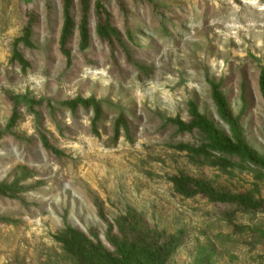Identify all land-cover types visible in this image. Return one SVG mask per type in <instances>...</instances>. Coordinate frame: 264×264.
I'll return each mask as SVG.
<instances>
[{
    "label": "rangeland",
    "instance_id": "374dc122",
    "mask_svg": "<svg viewBox=\"0 0 264 264\" xmlns=\"http://www.w3.org/2000/svg\"><path fill=\"white\" fill-rule=\"evenodd\" d=\"M96 3L0 0V264H264V0Z\"/></svg>",
    "mask_w": 264,
    "mask_h": 264
},
{
    "label": "trees",
    "instance_id": "16d2710c",
    "mask_svg": "<svg viewBox=\"0 0 264 264\" xmlns=\"http://www.w3.org/2000/svg\"><path fill=\"white\" fill-rule=\"evenodd\" d=\"M25 3L28 2V0H23ZM68 1V0H67ZM104 0H97V3H96V7L97 8H101L102 6V2ZM26 16L28 17V24H31L32 21H33V15L27 11L26 12ZM68 16V15H67ZM260 91H261V95H262V98L264 100V81H261L260 83ZM215 103H216V106H217V109H218V112L220 114V117L233 129L234 131V138L237 140V142H240L239 138H238V133H237V123L235 122L234 119H232V117L230 116L229 112L227 111V108L225 106V103L224 101L222 100V98L218 97V96H215ZM207 132L212 136V138L218 143V144H223L227 147H233L231 145L230 142L224 140L223 138L220 137V135L218 133H216V131L212 128V127H209L207 126ZM233 149L237 152H243V151H246V146H243L242 144H239L237 145L236 148L233 147ZM259 165H261L263 168H264V161H260L258 160L257 161ZM177 186L179 188V190L182 192V190L185 188V185L183 182L179 181L177 182ZM122 253V263L123 264H127V256H128V253L125 252V251H120Z\"/></svg>",
    "mask_w": 264,
    "mask_h": 264
}]
</instances>
